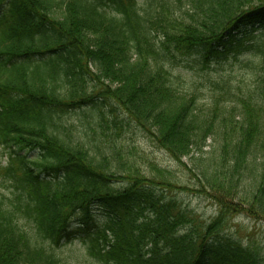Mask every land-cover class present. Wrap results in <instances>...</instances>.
Instances as JSON below:
<instances>
[{"label": "trees", "instance_id": "1", "mask_svg": "<svg viewBox=\"0 0 264 264\" xmlns=\"http://www.w3.org/2000/svg\"><path fill=\"white\" fill-rule=\"evenodd\" d=\"M242 54L255 84L220 75L209 102L176 74ZM125 120L191 160L214 217L167 194L169 170L125 158ZM0 147V264H264L226 232L264 220V0H0ZM95 208L101 226L67 260L69 225Z\"/></svg>", "mask_w": 264, "mask_h": 264}, {"label": "rangeland", "instance_id": "2", "mask_svg": "<svg viewBox=\"0 0 264 264\" xmlns=\"http://www.w3.org/2000/svg\"><path fill=\"white\" fill-rule=\"evenodd\" d=\"M138 1L141 2L142 0ZM247 61L248 55L243 54L238 59L230 56L225 60H211L205 65L198 63V59H193L183 61L175 69L176 74H178L183 84L185 82L186 86L196 87L197 94L201 98L206 99L213 95L211 83L217 80L216 78L220 75L224 78H229L234 88L239 86L248 88L254 85L256 78L251 75L249 66H246ZM206 100H202V102L205 103ZM105 112H107L106 109ZM119 112L118 108L117 114L121 116L120 113L122 114V112ZM122 118L124 119L125 117L123 116ZM64 119L73 124L75 123V125H79L81 120L83 121L80 111L78 113L67 112V114H64ZM116 139L123 147V150H125V158L135 160V164H138L140 171L145 174H152L149 165H154V163L170 171L178 183L176 188H167V194L169 196L178 198L177 201L192 210L203 220L208 221L218 213L217 204L207 195L208 193L200 185L199 181L191 177V172L187 169L191 166V160L189 158L183 160L187 166L171 158L165 150L163 151L157 148L148 138H144L136 127L131 124L128 125L127 120L122 125V130L116 136ZM211 144L212 139H209L207 146ZM1 149L0 147V153L2 151ZM205 150L208 149L206 148ZM0 162L4 164L5 157H0ZM100 210L95 208L92 211L90 222L85 227H80L76 221L69 225L68 238L62 240L59 247V252L64 258L74 261L77 258L80 259L82 254L84 255L82 239L86 233L101 226L103 217ZM241 214L232 217L227 222L226 232L242 242L254 244L260 251L264 252V220H254L248 218L244 213ZM77 263L93 264L84 257L80 262L78 260Z\"/></svg>", "mask_w": 264, "mask_h": 264}]
</instances>
